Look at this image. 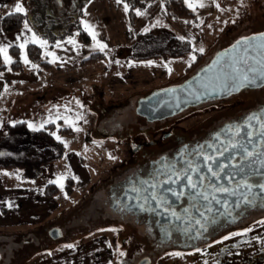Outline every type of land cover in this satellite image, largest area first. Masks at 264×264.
I'll use <instances>...</instances> for the list:
<instances>
[{"label":"rangeland","instance_id":"1","mask_svg":"<svg viewBox=\"0 0 264 264\" xmlns=\"http://www.w3.org/2000/svg\"><path fill=\"white\" fill-rule=\"evenodd\" d=\"M37 1L46 11L45 17L37 12L34 17L33 0H0V19L14 12L17 4L21 5L20 13L24 16L21 28L15 32L5 33L0 27V48L7 50L6 56L11 61L8 49L18 47L22 65V70L13 71L11 62L6 63L5 55L0 54L5 65L0 70V164L12 165L0 167V201L10 204L6 216L0 214V221L18 222L46 204L56 206L41 221L15 228L9 225L0 230V264H139L144 259L148 264H205V258L200 255L176 257L164 248L156 250L149 242L141 241L137 233L129 237L127 224L102 204L103 194L85 193L89 183L105 179L114 165L127 158L126 150L121 151L120 145H116L118 141L102 145L106 144L103 143L107 142L106 138L94 135V126L111 132L135 125L133 107L139 96L186 80L216 51L229 47L247 33L264 32V0H188V3L183 0L193 16L178 19V23L166 15L162 0H120L119 3L113 0L126 3V11L121 9V15L116 12L128 25L129 37L132 36L124 37L125 28L118 27L113 33L109 31L108 42L93 38L86 29L81 15L83 2L69 0L66 5L64 1L60 5L59 0ZM134 1L137 5L133 8ZM142 3L153 4L151 12H145L143 17L140 16L145 8ZM200 3L204 6L200 7ZM130 8L136 15L133 25ZM71 15L78 18L71 21L73 28L62 30L61 24ZM165 17L177 24L170 26ZM78 29L83 31L81 37H89V42L80 41ZM95 32L101 34L106 30L97 25ZM177 38L184 42L180 44ZM176 40L179 50L191 46L192 53L179 58L158 53L163 51V45H174ZM31 43L41 48V61L47 67L29 60L26 46ZM92 56L94 60L88 61ZM74 66L79 68L74 70ZM95 103L110 107L108 114L112 117L105 119L103 112L95 113L91 108ZM213 106L206 105L192 114L198 119L188 124L185 121V128L200 123L221 108ZM18 122L25 128H12ZM49 123L55 124L49 132L54 143L62 147L56 153L59 157L38 171L35 167L28 169L20 161L24 151H14L15 140H19L18 146L20 141H25L24 148L31 151L36 139L34 132ZM61 128H67L71 134L59 133ZM16 130L19 136H15ZM44 145L50 148L49 144ZM69 163H80L86 174L80 182H73V193L66 197L65 185L71 179ZM48 183H54L58 189L50 202L38 194ZM25 191H31L29 197ZM52 229L58 230L60 237L51 238L48 232Z\"/></svg>","mask_w":264,"mask_h":264},{"label":"flooded vegetation","instance_id":"2","mask_svg":"<svg viewBox=\"0 0 264 264\" xmlns=\"http://www.w3.org/2000/svg\"><path fill=\"white\" fill-rule=\"evenodd\" d=\"M63 1L64 5L69 3L59 0V4ZM257 34L261 33H247L239 39ZM177 40L174 45H163V51L158 53L170 58L192 53L191 46H187L188 51L185 47L179 50ZM159 88L136 99L135 125L111 132L94 126L93 134L107 141L99 144L118 141L116 145L126 150L127 158L114 165L105 179L89 183L85 193H102V204L127 224L128 236L132 238L137 233L141 241L149 242L156 250L164 248L176 257L197 254L205 258V264H264V190L259 187L264 184V84L241 88L161 119L150 121L137 115V101ZM209 104L221 108L185 128V124L198 119L192 114ZM91 108L97 114L103 112L105 119L112 117L108 106L95 103ZM249 116L257 119L248 120ZM233 143L237 147H231ZM121 151L118 149L120 154ZM245 152L252 155L245 158ZM204 156L214 159L206 163ZM209 167L219 175L209 172ZM186 175L192 177L196 188L187 186ZM200 177L204 178L202 183ZM220 187L228 192L215 191ZM181 192L184 195L180 196Z\"/></svg>","mask_w":264,"mask_h":264},{"label":"water","instance_id":"3","mask_svg":"<svg viewBox=\"0 0 264 264\" xmlns=\"http://www.w3.org/2000/svg\"><path fill=\"white\" fill-rule=\"evenodd\" d=\"M263 84L264 32L239 39L217 52L206 65L180 85L154 91L139 99L135 112L152 121L210 99L223 98L241 88L260 87ZM48 235L56 239L61 234L52 229Z\"/></svg>","mask_w":264,"mask_h":264},{"label":"trees","instance_id":"4","mask_svg":"<svg viewBox=\"0 0 264 264\" xmlns=\"http://www.w3.org/2000/svg\"><path fill=\"white\" fill-rule=\"evenodd\" d=\"M163 8L167 16H169L172 20L177 21L178 19L184 18V17H189L193 16L192 13L188 11L186 6L184 5L183 0H162ZM131 7H136V4H131ZM82 15V14H81ZM24 20V16L21 13H16V12H11L8 14H5L1 17L0 19V27L3 32L5 33H12L17 30H19L22 26ZM136 21V15L133 11L132 8H130V23L133 25ZM79 30V39L83 43L89 42V37H85L81 35L83 34V31L81 29ZM136 45V43H135ZM26 52L28 55L29 60L32 63H40L41 65H44L47 67L46 63L41 61V48L34 43L28 44L26 46ZM9 56L11 58V63H10V68L13 71H20L22 70V65L20 62V56H19V49L16 46H12L8 49ZM95 56H92L89 58L88 61L94 60ZM5 68V65L2 63L1 56H0V70H3ZM55 127L54 123H49L43 127V129L38 130L34 132L35 138L34 141L35 143L32 144L31 151H29V148L26 150L24 148L26 143L25 141H20V146L17 145V143L14 144L15 152H21V150L26 153V156L24 157V153H22V159L20 161H23V164L28 167V169H34L38 171L43 165H47L48 163L54 161L57 157V152H59V149L62 147H59V144L54 143L50 131H52ZM12 128H17L22 130L24 127L23 123H15L14 127ZM59 133L61 134H71V132L67 128H61L58 130ZM31 133V132H30ZM20 133L18 130H16L15 136H19ZM37 141V142H36ZM40 141L44 142V144H49L50 148H48L44 144H40ZM30 154V155H29ZM28 159V161H27ZM12 165L11 164H6V163H1L0 167L4 168H10ZM72 182L71 179H67V183L65 185L64 193L67 196H70L72 194ZM58 192L57 187L55 186L54 183H48L43 186V193L47 197H52L56 195Z\"/></svg>","mask_w":264,"mask_h":264},{"label":"crops","instance_id":"5","mask_svg":"<svg viewBox=\"0 0 264 264\" xmlns=\"http://www.w3.org/2000/svg\"><path fill=\"white\" fill-rule=\"evenodd\" d=\"M83 1H85L83 4L84 12H82V9H81V12H82L81 14L83 16L84 25L90 33L95 35V37L100 38V39L104 40L105 42H108L109 41L108 38L110 37L109 31H110V33H113L114 30L117 29L118 27L121 29L125 28L124 30H122V33H124L123 36L126 38L129 37L130 32L127 29L128 25L126 26V22L124 21L123 18H121L119 16L117 17V12H119L121 15L120 10L121 9L125 10L124 7H125L126 3L124 1L121 2L122 4H118L116 1H113V0H83ZM263 3H264V1H263ZM143 5H145L144 6L145 8L140 12L141 13L140 16H142V17L145 16V14H147L148 12H151L150 8L153 4L152 3L151 4L150 3H148V4L144 3ZM33 7L34 8H32V10L34 12V17H35L36 12L40 13V16L45 17L46 11L40 7L39 2L37 0H33ZM116 10H117V12H116ZM145 12H147V13H145ZM34 17H33V20H34ZM76 17H77V15H74V16L71 15V17L69 16V18L65 19L67 22H64L63 24H61V29L66 30V31L71 30L74 26L71 21L76 22V20L78 19V18L76 19ZM164 20H167L170 26H172L173 23L174 24L178 23V21H177V23L172 22V21L166 19V17ZM117 22H121V24L117 25ZM97 25H98V27L106 30V32L101 33V34L96 33L95 27ZM75 49L76 48L72 47V51H75ZM76 68H79V67H76V66L72 67V69H74V70H76ZM67 160H68V162L71 161V159H67ZM68 166H70V171H71L70 177H71L72 184L75 181L77 183L80 182L79 179L84 178V174H86L85 170H83L84 167H82L80 163L76 164V165H75V163L74 164L69 163ZM30 193H31V191H25L24 194H25V196L27 195V197H29ZM1 194H2V192L0 193V196H1ZM38 194H40L41 197L45 198L46 202H48V201L50 202L51 198L53 197V196L47 197L43 193V191L42 192L39 191ZM25 196H24V198H25ZM65 196L67 197L66 194H65ZM9 205L10 204L8 201H5V202L0 201V212H1L0 214L3 217L6 216V214H7L6 207ZM48 205L46 204L42 208L39 207V211L37 213L29 212L25 216V219H23L21 221H18V222L13 221L12 223L9 222L10 224H4L3 221H0V230H2L4 227L9 226V225H11L12 227L15 228V227H19L20 225L32 224L34 222H38L39 220L40 221L43 220L47 215H49L53 211V209H55V206H56L55 204L53 206H50V204H48Z\"/></svg>","mask_w":264,"mask_h":264},{"label":"snow or ice","instance_id":"6","mask_svg":"<svg viewBox=\"0 0 264 264\" xmlns=\"http://www.w3.org/2000/svg\"><path fill=\"white\" fill-rule=\"evenodd\" d=\"M117 2L119 3L120 0H117ZM185 2L188 3V0H185ZM188 6H189V7H193L192 4H189ZM199 6H200V7H203L204 5H203L202 3H200ZM125 7L127 8V6H125ZM14 12H16V13L23 12V9H22V7H21L20 4H17V5L15 6ZM137 14L139 15L140 13H137ZM93 38H95V35H94V34H93ZM21 47H23V45H22ZM100 47H101V49H103L104 46L101 45ZM6 51H7V50H6L5 48H0V54H4V55H5V62H6V63H10L11 61L7 58V56H6ZM200 51L203 52V49H200ZM193 59H194V57H193ZM25 63H28V61H27L26 59H25ZM244 79L247 80V77H244ZM247 119H248V120H253V119H257V117H256V116H249ZM261 130H262V132H264V123L261 124ZM237 134H238V133H237ZM249 137L251 138V133H249ZM231 147L235 148V147H237V145H236L235 143H233V144L231 145ZM224 151H227V148H225ZM251 155H252L251 152H245V158H247L248 156H251ZM213 159H214L213 157H210V156H204V161H205L206 163H207V161H209V160H213ZM208 170H209V172H212L213 175H219L218 172H213V169H212L211 167H209ZM193 171H195V169H193ZM177 179H179V177H178ZM186 179L188 180V185H187V186H188L189 188H193V189H194V188L197 187L196 183L193 182L192 177H191L190 175H186ZM203 179H204L203 177H200V182H201V183L203 182ZM167 182H168V181H165V183H167ZM249 187H251V186H249ZM259 187H260L262 190H264V184L259 185ZM215 191H219V192H228V189H227V188H224V187H220V188L215 189ZM173 194L175 195V193H173ZM179 195L182 196V195H184V193L181 192ZM152 198H153V199H156V198H157L156 195H155V193H152ZM204 198L207 199V196H205ZM213 198H214V197H213ZM163 203L166 204L167 201L164 200ZM157 206L159 207L160 205L158 204ZM173 215H174V213H173ZM262 223H264V222H262ZM226 239H227V237H226ZM67 247H72V245H68ZM121 255H123V253H121Z\"/></svg>","mask_w":264,"mask_h":264}]
</instances>
